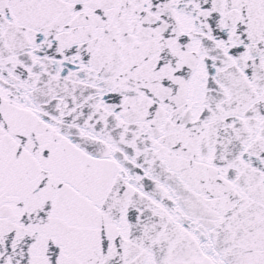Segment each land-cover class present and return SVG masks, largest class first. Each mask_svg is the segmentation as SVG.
I'll return each instance as SVG.
<instances>
[{
  "label": "snow or ice",
  "instance_id": "6c2138e0",
  "mask_svg": "<svg viewBox=\"0 0 264 264\" xmlns=\"http://www.w3.org/2000/svg\"><path fill=\"white\" fill-rule=\"evenodd\" d=\"M0 264H264V0H0Z\"/></svg>",
  "mask_w": 264,
  "mask_h": 264
}]
</instances>
